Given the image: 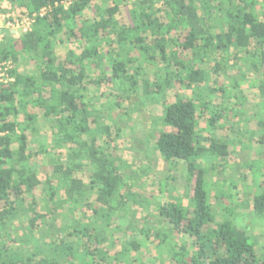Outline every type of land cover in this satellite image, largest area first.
<instances>
[{"label": "trees", "instance_id": "1", "mask_svg": "<svg viewBox=\"0 0 264 264\" xmlns=\"http://www.w3.org/2000/svg\"><path fill=\"white\" fill-rule=\"evenodd\" d=\"M66 1L0 0L30 16L47 10L30 32H5L0 42V62L12 64L13 79L0 83V264H120L127 250L121 257L101 250L103 232L88 219L103 227L98 213L118 217V230L129 212L145 215L146 200L131 185L150 175V154L184 171L180 183L167 176L172 186L159 195L158 220L145 215L147 228L138 230L158 245L187 241L174 246L171 264H264V238L251 241L236 212L244 199L264 220V0ZM131 98L138 102L129 109ZM153 102L161 123L154 115L133 121ZM250 113L255 120L243 128ZM135 130L146 138L145 145L132 140L147 147L142 167L118 155ZM236 147L260 158L241 166L231 184L238 195H217L225 213L217 222L202 163L218 162L221 173ZM81 205L92 216L77 222ZM128 248L135 253L142 244Z\"/></svg>", "mask_w": 264, "mask_h": 264}, {"label": "rangeland", "instance_id": "2", "mask_svg": "<svg viewBox=\"0 0 264 264\" xmlns=\"http://www.w3.org/2000/svg\"><path fill=\"white\" fill-rule=\"evenodd\" d=\"M120 15L122 17H125V12L122 10ZM10 36H13L12 32H8ZM233 65V64H231ZM234 66V65H233ZM229 71L231 69H228ZM148 76L151 78H155L157 77V72L156 70L151 67L148 69H146ZM228 79L229 76H228ZM242 86H245V84H242ZM111 90H105L104 91V95L109 96L108 93H110ZM241 97L239 96V99ZM138 102V98H131L130 100L127 101L126 106H128L129 109L132 108L131 103H136ZM158 103L153 102V103H149L146 106L140 107L138 110H136L133 113V121H143L146 118H148V116H153V118H156L157 121H159V123H161V117L163 115H161V111L159 108ZM114 109L113 106H109L106 111L111 112ZM137 109L134 107V110ZM118 111H115V113ZM236 112L238 113L239 110L237 109ZM254 113V112H253ZM253 113H250L247 117H244V124H243V128L246 126L245 124V120H249L250 122H254V117H253ZM159 115V116H156ZM161 116V117H160ZM241 125V124H239ZM160 127V126H159ZM142 130H148L146 129L143 125H141ZM239 129V126H237L236 130ZM46 134L48 135V131L45 129ZM133 137L138 139V140H142V143L145 145V140L146 138H143V135L141 134V130L140 131H134V133L131 135L129 134L128 136H126L123 140V147L122 149H120L118 151V155L120 156V158H122L127 164H131L133 167H135L137 165L138 166H143L142 157H140L141 154H147L148 150L147 147H144L143 145H138V146H134L133 143ZM243 139V143L244 145H246V139L242 137ZM234 154L229 158V160L226 162V164L224 165H220L223 166L224 171H222L221 173H219V169L220 167H218L219 163L214 161V160H203L202 166L204 168H206L207 170L209 169L208 175L206 176V182L208 179L209 183V191H210V201L212 204L211 207V212L214 214L215 220L217 222H221L224 219L225 213L222 211L220 205H218L216 203V199H217V195H219L222 192H225L227 194H231V195H238L239 194V187H237L236 191H234V189L231 188V184H233L236 180L239 181L240 178V174L242 172V168L241 166L246 162V161H252L255 159H259L260 157L256 155V153H254L253 151H247L246 149L240 148V147H236L234 148ZM152 157V164H150L151 168V172L150 175L148 176H142L140 178L142 179H138L137 182H134L131 186L136 188V190L138 191H134V193H136L135 198L136 199H142L143 201L146 200V204L144 202L145 205V209L143 211V213L145 215H147L146 217L150 216L154 222H156L158 220L157 217V213L155 210V206H160V204H162L164 201L160 199L162 198V195L159 196L160 194L164 193V191L166 190L165 185L168 186H172V183H170L167 180V176H173L176 177L178 179V183L181 182V179L183 177L184 171L181 167H177V169L175 170H169L167 167L164 166L163 162L161 161V159L153 154H150ZM50 155H47L46 157L43 158L44 161V167L48 168V165L50 163ZM216 167V171L211 169V167L213 168ZM256 166H258V164H256ZM133 170H135V168H133ZM246 175L249 176V179L247 180V185H251V175H249V173H246ZM82 179L85 182H88V173L84 172L82 173ZM151 191L154 194V199L152 200H148L147 202V193ZM166 192V191H165ZM63 192L60 190L58 191V198L61 199L63 198ZM90 202L92 203L94 201L95 198V193H91L90 194ZM244 199H241V208H236V212L240 213L238 215L239 219L238 221L243 223V225L247 226V228L249 229V231L251 232V234H249L250 240L252 241V237H255L257 239V243L260 244L259 242H261V239L264 238V220H259L258 218H256L255 216H253V214L250 212L249 209H245L244 208V204L247 203V200H245L243 202ZM226 203H229V201H226ZM240 203V202H239ZM244 203V204H243ZM40 211H43V205L41 204L39 206ZM83 209H84V205H81L78 210L75 212V220H77V222L81 221H87V219H84L85 217H89L92 216L90 213L88 216H86V214H83ZM133 209H137L136 207ZM120 211V210H119ZM118 211V212H119ZM88 213V211H87ZM129 214L126 218L125 221H121L120 224H122V227L115 229V226H112V224H115V222L117 221L118 217H114L113 221H109V219L104 218L103 215H101V213H98V216L100 218V220H102L103 223V227L101 225H99L98 223H96V221L94 220V218H92L91 220L88 219L89 224H92L96 229L97 233H102V236L104 238L100 240V245L102 246L101 250H103L105 253L106 252H110L111 254L117 252L119 254V256L121 257L122 254L120 253L121 250L125 251L127 250L125 253V258H120V264H171V259H170V254L171 251L173 250L174 246L177 244L179 245V243H184L187 241H182L180 238H176L175 240H172V237L169 240L168 244L163 243V245H158L157 244V239L155 238V236H153V234H149L147 235L148 237L146 238L143 234H140V232H138V230H140V227H143L144 225H146L144 222V220H146V218H144L145 215H140L138 214V211H131L129 212ZM67 216H69V214H66ZM65 215V217H66ZM119 215V214H117ZM95 217L97 215H94ZM70 218H73V215L70 216ZM98 218V219H99ZM120 218V217H119ZM63 219H65L63 217ZM106 221L110 223V225L107 227V223ZM131 226L133 229L130 231L128 230L126 227ZM107 227V229H106ZM126 228V230H124ZM135 228V229H134ZM144 228V227H143ZM147 228V226L145 227ZM144 228V230H145ZM102 230V231H101ZM94 233V232H93ZM95 234V233H94ZM98 235V236H99ZM136 240L137 242H139L140 244H142V248L140 250H138L137 252H133L128 248V244L133 241ZM145 248V250H144ZM128 250H130V252L128 253ZM131 253V254H130Z\"/></svg>", "mask_w": 264, "mask_h": 264}, {"label": "built area", "instance_id": "3", "mask_svg": "<svg viewBox=\"0 0 264 264\" xmlns=\"http://www.w3.org/2000/svg\"><path fill=\"white\" fill-rule=\"evenodd\" d=\"M70 0L64 3L67 7ZM47 10H41L37 15L30 16L22 9H13L6 2L0 3V42L4 38L5 32H12L14 38L31 31L32 25L37 18L45 16ZM12 64L9 61L0 62V83L7 84L13 81L9 75Z\"/></svg>", "mask_w": 264, "mask_h": 264}]
</instances>
